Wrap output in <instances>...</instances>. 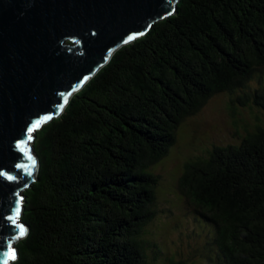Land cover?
I'll list each match as a JSON object with an SVG mask.
<instances>
[{
    "label": "trees",
    "instance_id": "16d2710c",
    "mask_svg": "<svg viewBox=\"0 0 264 264\" xmlns=\"http://www.w3.org/2000/svg\"><path fill=\"white\" fill-rule=\"evenodd\" d=\"M221 95L264 114V0H180L36 133L39 174L23 193L28 234L14 264H151L155 167ZM244 131L179 178L205 242L200 264H264V127Z\"/></svg>",
    "mask_w": 264,
    "mask_h": 264
},
{
    "label": "water",
    "instance_id": "95a60500",
    "mask_svg": "<svg viewBox=\"0 0 264 264\" xmlns=\"http://www.w3.org/2000/svg\"><path fill=\"white\" fill-rule=\"evenodd\" d=\"M179 1L0 0V173L16 177L0 175V264L7 244L18 257L17 244L28 234L23 193L39 174L36 133L61 117L121 48L174 15ZM137 33L142 34L128 39ZM44 115L53 118L29 140L28 127ZM20 141L25 143L18 146ZM20 197L18 222L26 234L17 239L19 230L6 217L14 215Z\"/></svg>",
    "mask_w": 264,
    "mask_h": 264
},
{
    "label": "rangeland",
    "instance_id": "374dc122",
    "mask_svg": "<svg viewBox=\"0 0 264 264\" xmlns=\"http://www.w3.org/2000/svg\"><path fill=\"white\" fill-rule=\"evenodd\" d=\"M230 99L226 95L218 96L198 116L189 119L178 134L175 151L155 167V174L161 178L158 212L149 228L152 234L145 238L152 243L146 248L151 264H166L168 258L200 264L194 250L199 244H205L204 239L197 237L201 226L191 216L178 190L184 167L197 157L208 156L215 146L238 142L236 133L239 132V137L245 136L244 128L254 131L259 125L264 127V114L242 106L235 109ZM237 120H241L239 128H235ZM201 225H205L203 221Z\"/></svg>",
    "mask_w": 264,
    "mask_h": 264
},
{
    "label": "snow or ice",
    "instance_id": "6c2138e0",
    "mask_svg": "<svg viewBox=\"0 0 264 264\" xmlns=\"http://www.w3.org/2000/svg\"><path fill=\"white\" fill-rule=\"evenodd\" d=\"M142 33H137L134 35H131L128 37L129 40H134L136 39L137 35H140ZM127 42V41H125ZM63 96V94H61ZM53 117L51 115H44V116H40L38 117L34 122L31 123V125L28 127L27 132L29 133L28 139L31 140L32 136L31 133L37 131L46 121L51 120ZM24 141H20L18 142V146L20 144H24ZM21 151H24V149L22 148ZM29 159H33L34 157L31 156L30 152L28 155ZM22 167V166H20ZM0 175H4L7 177V179L9 180H16V177L14 176H9L7 173H0ZM28 175H31V173L29 172ZM17 196H19V193H17ZM22 201H23V197H20L19 200L17 201V205L14 209V215H9L6 217V219L15 227L19 230V236H17V239L21 238L23 235L26 234V228L22 223H19V216L21 214L22 211ZM5 259L3 261V264H12V262H14L17 259V252L16 249L13 248L12 244L9 242L7 244V250L3 253Z\"/></svg>",
    "mask_w": 264,
    "mask_h": 264
},
{
    "label": "bare ground",
    "instance_id": "6f19581e",
    "mask_svg": "<svg viewBox=\"0 0 264 264\" xmlns=\"http://www.w3.org/2000/svg\"><path fill=\"white\" fill-rule=\"evenodd\" d=\"M62 115H63V114H62ZM41 129H42V128H41ZM41 129H40V130H41ZM34 144H35V142H34Z\"/></svg>",
    "mask_w": 264,
    "mask_h": 264
},
{
    "label": "clouds",
    "instance_id": "9594fccd",
    "mask_svg": "<svg viewBox=\"0 0 264 264\" xmlns=\"http://www.w3.org/2000/svg\"><path fill=\"white\" fill-rule=\"evenodd\" d=\"M16 261V260H15Z\"/></svg>",
    "mask_w": 264,
    "mask_h": 264
}]
</instances>
